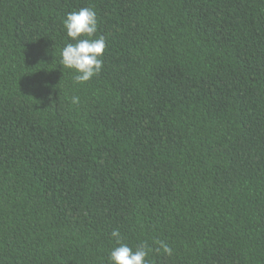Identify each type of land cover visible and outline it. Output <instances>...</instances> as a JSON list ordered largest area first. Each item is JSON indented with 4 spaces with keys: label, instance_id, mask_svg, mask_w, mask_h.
Masks as SVG:
<instances>
[{
    "label": "trees",
    "instance_id": "trees-1",
    "mask_svg": "<svg viewBox=\"0 0 264 264\" xmlns=\"http://www.w3.org/2000/svg\"><path fill=\"white\" fill-rule=\"evenodd\" d=\"M81 7L107 48L78 84ZM114 229L264 264V0H0V264H109Z\"/></svg>",
    "mask_w": 264,
    "mask_h": 264
},
{
    "label": "clouds",
    "instance_id": "clouds-1",
    "mask_svg": "<svg viewBox=\"0 0 264 264\" xmlns=\"http://www.w3.org/2000/svg\"><path fill=\"white\" fill-rule=\"evenodd\" d=\"M63 23L67 37L74 43L68 42L60 50V64L75 70V83H85L102 70V57L107 48L106 38L103 35L96 37L97 13L92 7H81L69 12ZM72 102L79 103V98L73 97ZM111 236L116 244L110 251L109 264H149L146 243L134 248L123 242L118 229H114ZM160 247L171 255L172 249L167 244L160 242Z\"/></svg>",
    "mask_w": 264,
    "mask_h": 264
}]
</instances>
